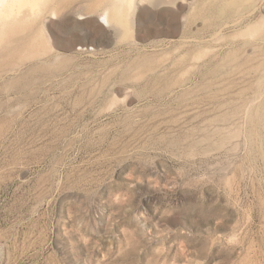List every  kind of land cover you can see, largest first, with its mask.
<instances>
[{
	"label": "rangeland",
	"instance_id": "rangeland-1",
	"mask_svg": "<svg viewBox=\"0 0 264 264\" xmlns=\"http://www.w3.org/2000/svg\"><path fill=\"white\" fill-rule=\"evenodd\" d=\"M0 3V264H264V0Z\"/></svg>",
	"mask_w": 264,
	"mask_h": 264
},
{
	"label": "bare ground",
	"instance_id": "bare-ground-1",
	"mask_svg": "<svg viewBox=\"0 0 264 264\" xmlns=\"http://www.w3.org/2000/svg\"><path fill=\"white\" fill-rule=\"evenodd\" d=\"M0 5H1V3H0ZM128 5H133L132 3L131 4H128ZM125 7V6H124ZM122 11L120 12V16L122 17ZM33 25V24H32ZM15 31V30H14ZM20 32V31H19ZM13 34H16V33H13ZM31 40V39H30Z\"/></svg>",
	"mask_w": 264,
	"mask_h": 264
}]
</instances>
